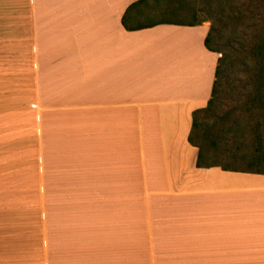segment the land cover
Returning <instances> with one entry per match:
<instances>
[{
	"label": "crops",
	"instance_id": "1",
	"mask_svg": "<svg viewBox=\"0 0 264 264\" xmlns=\"http://www.w3.org/2000/svg\"><path fill=\"white\" fill-rule=\"evenodd\" d=\"M137 1L0 0V264H264V172L190 141L211 24Z\"/></svg>",
	"mask_w": 264,
	"mask_h": 264
},
{
	"label": "rangeland",
	"instance_id": "2",
	"mask_svg": "<svg viewBox=\"0 0 264 264\" xmlns=\"http://www.w3.org/2000/svg\"><path fill=\"white\" fill-rule=\"evenodd\" d=\"M192 4L198 18L211 25L214 21L218 28L212 45L230 55L214 104L199 116L196 137L210 161L264 171V0ZM183 13L182 18L192 20L190 8Z\"/></svg>",
	"mask_w": 264,
	"mask_h": 264
},
{
	"label": "trees",
	"instance_id": "3",
	"mask_svg": "<svg viewBox=\"0 0 264 264\" xmlns=\"http://www.w3.org/2000/svg\"><path fill=\"white\" fill-rule=\"evenodd\" d=\"M148 1H155L157 3V8H158V20L155 24H160V23H175V24H184V25H197L201 24L202 22L206 21V19H200L196 15L197 11V6L192 4L193 0H139L135 2L133 5H131L130 8H135L137 6H141L145 4ZM190 8L194 14L192 20H186L182 18V15L184 14L183 11L185 8ZM129 8V9H130ZM218 13H216L217 15ZM125 25L127 28L133 29L126 24V19H125ZM139 28V27H137ZM218 31V28L216 24L212 23L210 31L206 37V45L209 47L211 50L222 53V56L219 58V63L217 66L216 70V79L213 87V95L212 98L209 101V104L207 107L198 109L194 112L193 114V129L190 135V141L191 143L197 145L200 148L199 152V158H198V165L199 166H213V165H220L214 161H210L208 156L206 155L204 146L202 145V142L196 137V130L200 127V122H199V116L201 113L209 110L212 105L215 102L216 95L218 93V89L221 83V78L223 77V74L226 72L228 69L229 63H230V55L226 52L221 47H214L212 45V42L214 41V32ZM206 132L203 131V138L206 137ZM224 169H237V168H230L227 166L221 165ZM256 172H264L262 170H255Z\"/></svg>",
	"mask_w": 264,
	"mask_h": 264
}]
</instances>
